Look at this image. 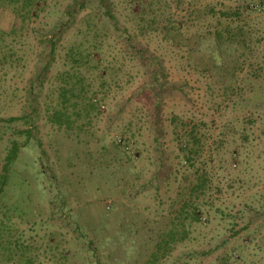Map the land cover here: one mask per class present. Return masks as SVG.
Returning <instances> with one entry per match:
<instances>
[{
    "label": "rangeland",
    "instance_id": "rangeland-1",
    "mask_svg": "<svg viewBox=\"0 0 264 264\" xmlns=\"http://www.w3.org/2000/svg\"><path fill=\"white\" fill-rule=\"evenodd\" d=\"M26 139L0 264H264V0H0Z\"/></svg>",
    "mask_w": 264,
    "mask_h": 264
},
{
    "label": "trees",
    "instance_id": "trees-1",
    "mask_svg": "<svg viewBox=\"0 0 264 264\" xmlns=\"http://www.w3.org/2000/svg\"><path fill=\"white\" fill-rule=\"evenodd\" d=\"M9 120L13 121L15 120V118H11ZM29 131L30 130L25 129L22 131V133H25L28 138ZM27 143L28 139H26L24 142L13 140L11 147L8 148L7 153L5 154L3 159L2 173L0 178V192L3 190V187L6 184L12 163L18 158L22 146H25Z\"/></svg>",
    "mask_w": 264,
    "mask_h": 264
}]
</instances>
